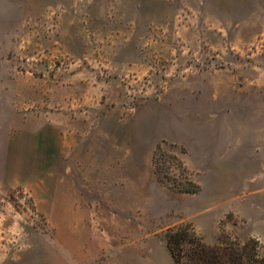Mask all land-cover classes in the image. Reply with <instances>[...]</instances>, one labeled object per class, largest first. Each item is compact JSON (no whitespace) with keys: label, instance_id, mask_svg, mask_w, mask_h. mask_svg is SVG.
<instances>
[{"label":"rangeland","instance_id":"1","mask_svg":"<svg viewBox=\"0 0 264 264\" xmlns=\"http://www.w3.org/2000/svg\"><path fill=\"white\" fill-rule=\"evenodd\" d=\"M183 226L264 253V0H0V264H175Z\"/></svg>","mask_w":264,"mask_h":264},{"label":"trees","instance_id":"2","mask_svg":"<svg viewBox=\"0 0 264 264\" xmlns=\"http://www.w3.org/2000/svg\"><path fill=\"white\" fill-rule=\"evenodd\" d=\"M153 166L159 182L172 191L196 194L201 190L183 160L165 153L160 146ZM166 242L175 264H264V253L255 239L243 243L228 240L225 248L210 247L191 228L183 226L169 229Z\"/></svg>","mask_w":264,"mask_h":264}]
</instances>
